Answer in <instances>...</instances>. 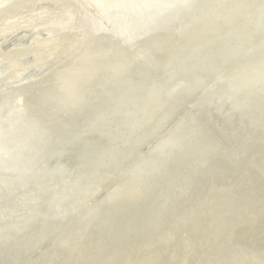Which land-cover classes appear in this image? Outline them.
Returning a JSON list of instances; mask_svg holds the SVG:
<instances>
[{"label": "bare ground", "instance_id": "1", "mask_svg": "<svg viewBox=\"0 0 264 264\" xmlns=\"http://www.w3.org/2000/svg\"><path fill=\"white\" fill-rule=\"evenodd\" d=\"M214 2L215 0H203L202 2H200L199 0H149L141 4L140 0V6L137 5L138 9L136 4H134V7H136V9H133L131 5L130 7H128L129 5L127 4V1V5L122 4L117 6L124 7V9L122 10L116 8L117 10H120L119 13L114 9L115 7L113 8L116 11H114L117 15L116 17H120L121 15L126 17L125 15L127 14V17L123 19L126 20L125 24L123 23L124 26L121 25L122 28L114 27V31H116L115 36L120 37L121 39L119 41H117L116 39V41H113L112 38H114V36L109 40L105 38L104 42L103 38L99 37L101 34L98 36L99 40L94 39L97 33L92 32H94L93 30H98V22H96V24L94 20L92 21L90 18L92 16H96L97 18L100 16V18H103L106 23L107 16L103 15V17L101 16V13L102 11L110 10L109 8H112L113 5L111 7H105L104 2H102L100 3L101 6H104L106 9L104 8L105 10L103 9L100 11V9H102L103 7L98 8L97 6V8H95V5H97L98 3V1L96 0H78V3H76L75 0H0V106H5L6 109L3 111L4 115L9 117H6L8 121L7 123L4 122L3 118L5 117L0 118L1 123L4 125L2 131L11 127V125L15 123L16 119L20 118L18 117L19 115H21V119L22 117L24 118L22 122L18 121L21 124L19 128L18 126H15L17 127L16 131H13L12 135L5 139L0 138V197L9 196L12 192L15 191L22 192L21 190L25 187L28 181L30 179H34V170L31 171V168H34L36 159L40 156L43 148L47 146L51 141L50 135L52 136L53 132L52 134H49L48 130L60 125L61 120H70L69 123H71L75 118L84 115L88 116L87 114H91L92 111H95V113H97L95 116L97 118V116L99 115L98 111L106 110L108 105L111 102H115V100L117 101L127 98V94L130 93V91L135 88L137 90L142 86V84L151 80L149 79V76H152L153 79L156 80L162 79L160 76L161 72H159V74L157 72L159 70V67L157 66L156 68V65L155 67L153 65L157 62L155 59L153 60V58L156 57L155 54L158 51L161 52L167 49L169 42L171 40L173 41V39L176 38L175 35H172L173 33L170 34V28L174 25V23V28H176L177 23L181 20L182 16L190 10L195 12H191L194 13L195 16L193 14L192 15L196 18L194 19L193 25H198L200 21L203 22L204 19L206 20L205 17H207V15L203 17L205 15L203 14L205 8H213V6L211 5ZM222 2L226 3L225 1H221V3ZM220 5L216 6L220 7ZM131 8L134 11L136 10V15H133V17L131 16V12L134 13V11H132ZM88 9L91 11V13L88 12ZM218 10L220 9L218 8ZM209 11L210 10H208V12ZM123 16L121 17L124 18ZM128 16H131L133 19L129 18ZM109 20H111V17ZM112 20L114 19L112 18ZM181 22H183V20ZM109 23L111 24V22ZM107 25L103 26L102 28H107L109 26ZM179 25L180 23L178 24V26ZM101 26H99L100 29ZM111 26H113V24ZM90 28L94 29L90 30ZM186 28L188 27H184V29L182 28V30L184 31ZM83 29H85V33L87 32L85 34V37L84 35H82L84 34ZM103 29H101V31ZM172 30L175 31V29ZM157 31L168 33L169 39L166 38V40H164L166 36L165 34L164 39H160L157 37L158 39L154 40ZM175 32L177 36L178 31ZM88 33L91 36L90 39ZM106 33L107 32H105V34ZM182 33L185 34L186 32ZM16 34L18 37L21 36V38L26 37L25 40H19L23 41L22 46L19 45L20 43L18 41L13 42L12 37ZM100 39L102 44H100ZM134 41H136L137 43L144 41V44H146L144 46L141 45L142 47L138 46L137 44V48L136 50H133V53L132 51L128 52L126 48L127 44ZM76 42L77 44L76 46L74 45L75 47L73 46V48L78 49L80 45L84 44L85 46L87 45L88 47H90V49L88 50V52H90L92 51L91 48L96 47L97 49L95 48L94 52L98 55L96 57H93L92 54L94 53L91 52L90 57L87 56L85 59H83V61H76L75 59L79 56L81 57L82 55L80 54L81 52H77L78 56L74 58L75 64L73 65V67H71L70 69V67H68L66 63L65 66H67V69L64 70L63 73L61 71H58L59 73H61V75L60 77H56L55 79L62 78L63 80H58L54 83L52 77L57 76L55 75L51 77L52 81L48 85L47 81L50 80V77H48V75L50 76L55 74L54 72H57V70L54 71L55 69H65L63 68L64 66L60 64L61 61L66 58L68 60L72 58L71 56H74L73 53V55L68 53L70 52L72 43L74 44ZM82 48L83 46L81 47V49H79L82 50ZM73 50L74 49H72V52ZM66 55L71 56L70 58H68ZM258 56H260V58L262 56L264 57V53L262 55L259 54ZM70 60H73V58ZM72 62L71 64L74 63ZM58 65L59 67H61L59 68ZM261 66V61H257L256 58H249L244 60L239 68L230 72L231 74H236V72L240 71L239 78H236L234 83L238 84V82H242V80H245L246 78V84L251 85V87L249 86L250 89L249 87H247L248 89L246 88L236 96V99L238 98V110H245V121L247 123H252L253 117L254 119H256V117L253 116L252 113L249 114V111L254 113H261L262 116L264 115L263 107L247 108V110L244 108L245 101L253 100L251 96L256 97V100L259 99V97L256 95V83H253V80L255 79L254 82L257 81L256 78H258L257 75L260 72ZM72 69L74 70L72 71ZM247 69L248 71H246ZM51 72L53 74H50ZM140 72H143L145 76L144 78H142V80L139 81L140 83H138V81H136V76ZM180 74L181 73H179L178 70L169 71L166 74V77L163 76L164 79L162 81V87L170 88V86L175 83L176 79L179 78L178 76ZM248 76L249 78H247ZM120 83H123L125 88L122 92L115 93L114 90L118 85H120ZM51 85H53L54 87H51ZM48 86L51 88H48ZM225 87L226 86L218 88V93L222 92ZM212 93L213 91L209 92L205 98L211 97L213 95ZM247 93H249V95ZM186 94L187 93L185 87H182L181 90H179L178 95L172 97L173 99H171L172 102L169 109L166 110L167 112L165 116L162 115L164 117L159 118L157 123L154 125V130L156 126L159 125V123L163 122L170 116H167V114H171L174 111L173 109L184 101ZM67 99L75 102H73L72 106L68 108H66V105H62L67 103ZM60 101L63 102L60 104ZM205 105H207L205 101L200 104L198 108V113L200 115L198 114L196 115V117H190L188 125L184 130L185 132H183V135L186 137H184L183 135L177 136L175 132L179 125L182 124L185 119L186 115H183L180 122L176 126H174V124L170 128L171 130L169 129L170 131L166 135L164 134L163 138L161 140H158V142L155 143V145L148 152H143L144 155L141 156L138 154L140 156L139 158L133 156L132 159H129V155L134 154V151L137 150L140 145L146 142L153 130H150L144 136L138 137L140 138V140H136L134 143L130 141L132 144H130L129 149H127L125 152L123 151L124 146L121 145L122 143L119 145H114L112 147V144H110L111 142H113L112 139L106 137L105 139L102 138L101 140V138H98L96 136V133L94 132L96 130V118L90 121L91 125L95 124L93 127H91L88 131L85 130L81 132L80 137L85 135L82 141L89 140L91 142L88 143L92 144L91 154L95 155L94 157H99L98 154H96V151L102 145H107L110 148H114V152L107 159L105 168H102L100 170L101 173H105V171L108 170L111 174L107 180L105 177L100 181V184L98 183L95 191L90 192L89 190L91 187H89L88 190L86 189L88 179L86 177H80L81 175L78 176L76 169L72 168L71 171H68L70 172L69 175H72V177H68L69 182L64 185L65 192L69 193L67 194L68 196H74L77 200L88 198L87 200H90L93 204H95L96 202H98L101 196H104L103 194H105L106 192V196L103 198V200L108 199V203L116 193L121 191V193H119L120 198L118 201L119 203H122L123 206H115L112 210H109V208L107 209V207L106 210H103L104 206H99V210L104 213L103 215H101L103 216L102 219H104V221L101 222L102 225H97V227L91 226L89 229L96 230L94 235L96 237H99L97 243H93L92 239H90L91 241L88 240L89 245H91L92 247L91 250H86L85 247L81 248L82 250H79V245H75L79 241H83L85 238L81 240L68 238L64 239V241L62 240L61 243L59 242L60 245L63 246L65 244L64 246L66 247V242L71 239L72 242L70 244V247L79 257L75 264H86L87 262L91 264L93 262H96V260H103L107 264H109V262L113 260L111 259L112 257H114L113 255L117 253L119 249H125V251L121 250L122 254H118L115 256H121L122 258H120L122 259V262H124V264L130 263V260L135 259L136 257L137 260L134 261V264H144V256L147 252H152V250L154 251V249L155 253L159 254V257L155 256L156 258L151 261L152 264H172L177 254L178 256L179 254H182V258L178 259V264H188L190 260H192L190 264H207L209 262H213L214 264H238L236 262L238 255L241 256L242 260L245 261V263L264 264V256L260 259L255 257L256 255L253 256L250 254L249 256L247 254L248 252H241L239 251L241 247H238L242 244V240L246 239V237L251 232L250 229L255 222L252 220L254 216H251L255 213L256 210H264V162L263 164L259 163L260 160L264 161L263 156L258 154L260 157H262L259 158L258 161L252 158L254 154H249L251 155L252 159L247 158V161L244 162V166L246 165V169L242 174L243 178L241 180H245L247 191L238 197H232L233 194L230 192V190L226 191L227 189L225 188L228 185L226 182L227 178H224V181H226L223 185V190L221 191L209 188L210 186H208V188L203 187L202 189L204 191L193 189L187 192H178L171 190L170 188L177 186V184L179 185L180 182L183 183L184 180L186 181L188 172L185 169L181 168L184 166H179L176 170L168 168L169 172H167L161 179V172L154 169L153 167H150L151 165L153 166L156 161L163 162L165 159H172L174 157L177 158L179 156L187 158L186 161H183L184 164H191V162L195 159H198L200 155L207 154V148H209V152L216 153V155L219 156L218 161L215 163L216 167L223 170V175H226V177L230 178L235 174L237 165H239L241 161H243L249 147L257 142L261 144V147L262 145L264 146V135H261L258 136L259 138L257 137L256 140L249 139L247 143L244 144L242 151L237 155L235 164H229L228 158L226 160H221L223 158V155H227L225 152H221L219 148L223 145L222 150L224 151L227 150L226 148L231 147L230 145H233L232 143L235 139L234 136L237 137L242 128H240L238 132L236 131L233 134L231 133L228 135L229 132L225 130V127L231 122L232 114H225L223 115V118L222 116H220L219 120H223V122L219 123L217 119H214L212 117L211 113L204 112ZM220 110L221 108L217 107L216 113L220 112ZM177 115L179 114L177 113ZM200 116L202 117L199 118ZM25 118L28 121L25 120ZM198 118L200 120H198ZM213 120L217 124L214 123ZM226 120L227 122L224 124V121ZM195 125L196 128H194ZM66 129L67 127H63L61 129V133H63V131ZM193 132L194 140L189 141V138L191 137V134H193ZM114 137L117 138V136H113V138ZM182 137V141H179L178 139H181ZM90 138L92 139L90 140ZM235 142L237 141L235 140ZM260 150L264 152V148H261ZM256 151H258V148L256 149ZM263 152L260 154L264 155ZM257 156L255 155V157ZM127 158L133 161L126 162L125 160ZM66 159L64 160L65 163L63 169L67 168L66 164H68V161H66ZM69 160H73V158L69 157ZM133 162H136L133 166L132 172L135 175V180H133L132 182H128L124 177L126 175L125 173L128 170V167L132 165ZM47 168L50 169L51 166L48 165L45 168V172L49 170ZM152 168L154 170H152ZM149 173L154 174L153 177L156 174L160 175L156 178H145V175L147 176ZM259 173L262 175L260 176ZM43 176L50 177L49 174H45ZM136 178H138V180ZM192 178L194 179V176ZM198 179L199 178H197L196 180ZM116 182L117 184L115 185ZM206 182L208 183V180ZM45 186L48 187V184H46ZM45 186L43 188H45ZM35 188L31 190H33L34 192L36 191ZM75 188H77V190H74ZM100 188L101 191L103 190V194L101 195L100 191L99 195L101 196L97 195L94 197V193ZM109 189L111 190L109 191ZM159 190L162 191L161 196H157L159 199L157 201L158 204L155 207H152L150 204L157 199V197L155 198V194L157 193V191L159 193ZM29 192L31 193V191ZM39 192H41V189L39 190ZM34 195L37 194L29 195L30 197L28 201L35 200ZM38 195H40L41 198L44 196H49V194H47V191ZM122 195L125 197V199H121ZM167 195L168 198L166 197ZM221 196L227 198L231 196L232 199H221L220 201ZM165 198H167V201L164 203L162 202L163 204L160 203L163 200L165 201ZM190 200H196V207H190L187 205L188 201ZM101 203L102 204L99 203V205H104L102 201ZM201 204H207V206H217L219 204L218 208L221 214L220 212L210 210L205 211V213H202L200 215L199 209ZM92 208L93 207L91 206V209ZM45 210L46 207L41 209V207L38 206L35 208L31 206L23 216V221H21L24 224L23 229L22 227L17 226L11 227L10 229L12 230H9L10 232L8 234H3V230L1 229L0 255L3 253L9 254V252H12V255H20V251L17 252L15 250V252L8 246H1L8 241H16L17 243L23 241L22 243H24V241L29 240V242H31L32 239L35 244L37 243L38 236L40 234H38V228L40 226L36 224H38L41 220L39 218H36L37 216H35V214L43 215L45 213H43V211ZM78 210L80 216V219L78 220H82V222L80 223L79 221H76L74 219V222L69 221L66 224V227H69L71 224H74L76 227H80L83 224L81 226V229L84 230V219L90 217L92 213L91 210L85 211L83 210V208H79ZM227 210L229 213H232L230 219H228V214L226 215ZM130 211L131 213H138L139 215L137 214L135 216H132L130 213H128ZM261 211H258V213ZM116 214H121V217L117 220H114ZM126 218H129L130 220L126 221ZM31 219L35 220L36 227H34V229L32 228L30 230H27L26 227L30 226L29 221ZM120 219H124L125 222L120 223ZM114 222H116V224ZM238 222L247 223V229L238 232L236 236L234 235L235 237L233 236L234 238L231 241L230 239L233 233L234 226ZM254 229H259L256 231L258 233H264V223L261 226L258 225ZM25 230L27 231L26 238L21 235L23 233L22 231ZM1 235L3 239L1 238ZM59 237L58 240L60 239ZM103 237H106V242H104L105 239ZM3 240L5 241L4 243ZM58 240L56 245L58 244ZM11 242L8 243L12 244ZM103 244L107 245L103 246ZM5 248L7 249L5 250ZM55 248L57 251H61L63 253L69 252V250L67 251V248ZM114 248H116L117 250H114ZM259 249L262 250L261 246ZM29 251L30 250H28V252ZM83 251L84 253L83 255H81ZM95 251H97V253H95ZM37 253L38 255L40 254V252L38 251ZM222 255L224 258L222 257ZM164 258L166 259V261L164 260ZM35 260L37 259H29L27 263H33ZM114 261L116 262V260ZM110 264H112V262H110ZM131 264L133 263L131 262Z\"/></svg>", "mask_w": 264, "mask_h": 264}, {"label": "rangeland", "instance_id": "2", "mask_svg": "<svg viewBox=\"0 0 264 264\" xmlns=\"http://www.w3.org/2000/svg\"><path fill=\"white\" fill-rule=\"evenodd\" d=\"M75 1H76V3H78V0H75ZM96 1H98L99 4L97 3V5H95L96 7L94 6L95 8H97V6H98V8L103 7L102 9H100V11L103 10L105 7H108V6L111 7L113 5L112 8H109L110 10L107 9L108 11H102L103 14L101 13V16H103V15L107 16V22L108 23L111 22V24L110 23L108 24L107 22L105 23V20L103 18H100V16L98 18L96 16H92L90 18L92 21L94 20L95 23L98 22L99 26L102 25L101 29H103L102 28L103 26H106L107 24L109 25V26L107 25L108 26L107 28L104 27V29H103L104 31L102 30L103 33H102V31H101V29L97 23L96 24H97L98 30H93L94 28H92V29L90 28V30L94 31L92 33H97L96 34L97 37L100 34L104 35L105 32H107L106 34L108 36L106 34L104 36L103 35L99 36L100 38L101 37L103 38L104 42H105V38L109 40L116 35V31H114V27L115 28H122V26H124V24H125L126 20H123V19H125L127 17V14L125 15L126 17L121 15L124 17V18H122L121 16L116 17L117 15L115 13L116 12L115 10H117L116 8H119L122 10V9H124V7H117V6L122 5V4H126L127 1H128L127 4L129 5L128 7H130V5H131L133 7V9H136V7H134L135 6L134 4H136V6L137 5L140 6V0H133V1L132 0H125V1L117 0V2H116V0H96ZM131 1H132V3H131ZM142 1L146 2L149 0H141V4L143 3ZM199 1L202 2L203 0H199ZM221 1H225L226 3H224V2L221 3ZM102 2H104L105 7L101 6L100 3H102ZM220 4H222V5H220ZM216 5L217 6L220 5V7H217ZM138 6H137V9H138ZM211 6H213L214 9L207 7V8H205L206 11L205 10L203 11V14H205L203 17H205L206 15H207V17H205L206 20L204 19L203 22L200 21V23H199L200 26H199V24L193 25L194 19H196L194 17L195 12L190 10V11L186 12L187 15L184 14L185 16L183 15L184 17L182 16L181 20L177 23V26L179 23H180V25L182 24L181 26L179 25L178 27L176 26V28H174L175 27V23H174V25L172 26L173 28L172 27L170 28V31H171L170 34L173 33L172 35L173 36L175 35L176 38H174L173 41L171 40L169 42L167 49H165L164 51H161V52L158 51L155 54L156 57L153 58V60L155 59L157 61V62L154 61V62H156V64H153V65H154V67L156 65V68H157V66L159 67V70L157 72H158V74H159V72H161L160 76L162 79L156 80V79H153L152 76L151 77L149 76V79H151V80L142 84V86L139 87L137 90L135 88L132 91H130V93L127 94L128 95L127 98L117 100V101L115 100V102H111L108 105L106 110L98 111L99 115L97 116V118L95 117L97 113H95V111H92L91 114L90 113L87 114L88 116H86V115L79 116V117L75 118L73 120V122H71V123H69L70 120H64V121L61 120L60 125H58L59 128H58V126H55V127L48 130L49 134H52V132H53V134H52V136L50 135V139H51L50 143H48V145L43 148L40 156L36 159L37 162L35 161V163H34V168L36 170L34 168H31V171L34 170L33 171V174H35L34 179H30L28 181V183L25 185V187L21 190L22 192L15 191V192H12L9 196L0 197V230L1 229L3 230V232H2L3 234L4 233L8 234L12 230V229H10L11 227L17 226V227H22V229H23L24 224L21 221H23L22 220L23 216L25 215V213L28 211V209L31 206H33V208L38 206V207H41V209L46 207V210L43 211V213L45 212L43 215L42 214L41 215L35 214V216H37L36 218H39L41 220L38 224H36V225L40 226L38 228L39 229L38 234L40 233L38 236V240H37L38 242L35 244L32 239H31V242H29L30 241L29 240V241H24V243H22L23 241L19 242V243H17L16 241H14V242L8 241V242L12 243V244H10L8 242L4 243L5 241L3 240L4 244H2L1 246L5 245L6 247L8 246V247L12 248V250H14V251L15 250L17 252L20 251V255H17V254H15L16 256L14 254L12 255V252L11 253L9 252V254L3 253L4 256H3V254H1L2 256L0 255V262H1L0 264H26L29 259L33 260V258L37 259V260H35L33 263H27V264H71V263L75 264V262L79 259V257L74 253V251L70 247V244L72 242L71 239H69L66 242V244H67L66 247L64 246L65 244L62 246L59 244V242L61 243L62 240L64 241V239H68V238H75L78 240L85 238L83 241H79L75 245L76 246L79 245V247H80L79 250L81 248H84V247L86 248V250H88V249L91 250L92 247H91V245H89L88 240L92 239L93 243H97L98 242L97 240L99 237H96L94 235L96 230H94V229L89 230V229L91 226L97 227V225H102L101 222L104 221V219H102L103 216H101L104 213H102V211L99 210L100 209L99 206L100 207L104 206L103 210H106V207H107V209L109 208V210H112L115 206L120 205V207H121V206H123V204L119 203V201H118L120 198L119 193H121V191L116 193L115 196H113L112 199L107 203L108 199L103 200V198L106 196L107 192L105 194H103V190L101 191V188L98 189V191H96L93 196L94 197L97 195L101 196L102 194L104 196H101L99 198L98 202H96L95 204H93L90 200H87L88 198L83 199V200H77L74 196H68L67 194H69V193L65 192V189H64L65 188L64 185L67 182H69L68 177H70V178L72 177V175L71 176L69 175L70 172H68V171L69 170L71 171L72 168L76 169L78 176L81 175L80 177H82V178L86 177L88 179V184L86 185V189L88 190V188L91 187L89 191L90 192L95 191L96 187L98 186V183L100 184V181L103 180L105 177L107 180L111 174L110 171H108V170H106L105 173L104 172L101 173L100 170L102 168H105L106 163H107V159L114 152V148H112L114 145H119L122 143L121 145L124 146L123 151L125 152L127 149H129L130 144L134 143L136 140H140V138H138V137L144 136L150 130H153L150 134V137L146 140V142L143 143L142 145H140L138 147V149L134 151V154L129 155V159H132L133 156L139 158L141 155H144L143 152L144 153L146 151L148 152L155 145V143L158 142V140H161L163 138V135L164 134L166 135L171 130L170 128L174 124H175L174 126H176L180 122L183 115H186L183 123L180 124L179 127L175 131L177 136L183 135L184 134L183 132H185L184 130L186 129V127L188 125L190 117H192V116L196 117V115L199 114L198 108L203 101H205L207 103V105L204 106V112L211 113L212 117L214 119H217L219 121V123L223 122V120H219L220 116H222V118H223V115H225V114H232L231 122L225 127V130L227 132H229L228 135L231 133L233 134L236 131L238 132V130L240 128H242L239 135L237 137L234 136L235 139H234V142L232 143L233 145H230L231 147L226 148L227 150H224V151L222 150L223 145L219 148V150L221 152H225L227 155V156L223 155V158L221 160H226L228 158L229 164H231V163L235 164L236 159H237V155H238V153H240L242 151L244 144L247 143V141L249 139H252V140L255 139L256 140L258 136L264 135V117H263L264 115L262 116L261 113H254V112L249 111V114L252 113L253 116L256 117V119H254V117L252 118V123H253L252 124V123H247L245 121V114H244L245 110L243 108H242L243 110H240V109L238 110V101H237L238 98L236 99V96L239 95V93L241 91L245 90L247 87H249V86L251 87V85L246 84V78H245V80H242V82H238V84L234 83L236 78H239L240 71L236 72V74L230 73L232 70H236L237 68H239L240 65H242V62H244V60H246V59L256 58L257 61L258 60L261 61L262 66L260 68L259 74L257 75L258 76V78H256L257 81L254 82L255 79L253 80V83H256V92L259 93V94L256 93V95L259 97V99L256 100V97H253L250 95L253 98V100H255V101H253V100L245 101L244 108L246 110H247V108H258V107L264 108V90H263L264 89V63H263L264 57L262 56L261 57L262 59H261L260 56H258L259 54L262 55L264 53V0H215V2ZM199 7H200V5H199ZM218 8L220 10H218ZM111 9H113V10H111ZM133 9L131 8L132 11H134ZM215 9H217V10H215ZM208 10H210V11L208 12ZM119 11L120 10H117L118 13H119ZM135 11H134V13L131 12L132 17H133V15L134 16L136 15ZM88 12L91 13V11L89 9H88ZM104 12H105V14H104ZM107 12H109L110 14ZM112 12H113V14H112ZM191 12H194V13H191ZM125 13H126V11H125ZM188 13L189 14L191 13L190 16ZM208 13H209V16H208ZM210 13H212V14H210ZM114 14H115V16H114ZM109 16L111 17V20L113 18L114 20L116 19L117 21L115 20V23H114V20H112L113 21L112 22L111 20H109L110 19ZM131 16L130 17L128 16V17L133 19ZM185 17H186V19H185ZM120 19L123 21H121ZM97 20H100V21H97ZM182 20L185 23L181 22ZM190 20H192L193 22ZM99 22H101V23H99ZM118 22H119V24H118ZM112 24H113V26H111ZM118 25H120V26H118ZM182 26L188 27V28H186L187 30L185 29L183 31L182 28L184 29V27H182ZM191 27H193V28H191ZM105 29H106V31H105ZM172 29H175V31H178L177 36H176V32ZM84 30L85 29H83V31ZM192 30H193V32H192ZM95 31H97V32H95ZM162 31H164V30H162ZM162 31H160V32L157 31V34L158 33L159 34L155 35L156 37L154 40H157L158 38L164 39L165 34H166V36H165L164 40H166V38H168L169 34L164 33L166 31H164V32H162ZM180 31L186 32L185 33L186 35ZM86 33L84 31V34H82V35H84V37H85ZM108 33H110V34H108ZM89 36H90V34H89ZM95 37H94V39L99 40V37L98 38L97 37L95 38ZM116 37L117 36L112 38L113 41L115 39L117 41H119L121 39L120 37H117V38ZM12 38H13V42L18 41L20 43L19 45H21V46H22L23 41H19V40H25L26 39V37H24V38L23 37L21 38V36L18 37L17 34L14 35ZM18 38H21V39H18ZM90 38H91V36L89 37V39ZM81 40H82V38H81ZM136 41L130 42L129 44H127L126 48H127L128 52L132 51V53H133L134 52L133 50L134 49L136 50V48H137V44H138V46H141V45L144 46L146 44V43L144 44L145 40L142 42H139V43H137ZM174 42H176V43H174ZM76 44H77V42L74 44L72 43L71 48L74 50L72 52V49L70 48L71 53L70 52L68 53L71 55L74 54V56L70 55L73 58V60H70L72 58H70L69 55H66L70 59L67 60V58L65 57L66 59L62 60L64 62L61 61V63H60L62 66H64L63 68H65V69H63V70H62V68L61 69H55L54 71L57 70V72H54L55 74H53L51 72L50 74H53V75H50V76L48 75V77H50L49 78L50 80L47 81L48 85L51 83L52 79H53L54 83H55V81H58V80L62 81L63 80L62 78H57V79H55V78L60 77L61 73H59V72L61 71L63 73L64 70L67 69V66L70 67V69H71V67H73V65L75 64L74 58L76 56H78L79 52H81L80 54H82V55H81V57L80 56L77 57L75 59L76 61L77 60L83 61V59H85L87 56L90 57L91 52L94 53V54H92L93 57H96L98 55L97 53L94 52L96 47L91 48L92 51L88 52L90 47H88L87 45L85 46L83 44V45H80V47H78V49H75V48H73V46L74 45L76 46ZM100 44H102L101 39H100ZM96 45H98V44H96ZM77 46H79V45H77ZM82 46H83V48H82V50H80ZM97 47H99V46H97ZM75 52L76 53L78 52V53L76 54ZM158 53H160V54H158ZM169 55H171V56H169ZM65 60H67V61H65ZM71 62L73 64H71ZM66 63H67V66H65ZM69 63H70V65H69ZM59 65H58V67H59ZM160 68H161V70H160ZM74 69H72V71ZM172 70H178V72L181 73L178 76L179 78L176 79L175 83H173L170 86V88L162 87V81H163L164 77H166V74ZM246 71H248V69ZM55 75H57V76H55ZM52 76H55V77H52ZM144 76L145 75L143 72L138 73V75L136 76V78H137L136 81H138V83H140L139 81L142 80V78H144ZM51 77H52V79H51ZM247 78H249V76ZM187 82H189V83H187ZM122 85H123V83H120V85H118L119 87L117 86L115 88L114 92L115 93L122 92L125 88V86L124 85L122 86ZM52 86L53 85H51V87ZM223 86H226L225 89L222 90V92L218 93L219 92L218 88H222ZM51 87L48 86V88H51ZM60 87H61V85H60ZM182 87H185V90L187 93L184 101L181 102L177 107H175L173 109L174 111L172 110L173 112L171 114L170 113L167 114V116L168 115H170V116L165 119L166 121L164 120L163 122L159 123V125H157L155 130H154V125L157 123L159 118L165 116V114L167 112L166 110L169 109L171 102H172L171 99H173L172 97L178 95V92H179V90H181ZM250 87H249V89H250ZM212 91H213V93H212L213 95L209 98H205L206 95ZM247 94L249 95V93H247ZM73 97H74V95H73ZM181 98H183V97H181ZM62 102L60 101V104ZM66 102H65L66 104H62V105L63 106L66 105V108H68V107L72 106L74 101H70L69 99H67ZM112 105H113V107H112ZM1 107H3V108H1ZM217 107L221 108L220 112H218V113H216ZM5 109H6L5 106H0V118L5 117L3 119H4V122L7 123L8 121H7L6 117L7 118H9V117L4 115L3 111ZM239 111H240V113H239ZM177 113L179 115H177ZM162 115H164V116H162ZM18 117H20V118L16 119V121H15L16 124L14 123L13 125H11V127L7 128L4 131H2L4 125L0 121V132H1L0 138L5 139V138L9 137L10 135H12L13 131H16L17 127H15V126H18V128H19V126L21 124L19 122H22V120L24 118L22 117V119H21V115H19ZM201 117L202 116H200L199 118H201ZM94 118H96V125L94 124L95 128H96V130L94 131L96 133V136L98 138H101V140H102V138L105 139L106 137L113 140V142L110 143V144H112L111 148L108 147L107 145H102L96 151V154H98L99 157H94L95 155L91 154V149H92L91 145L92 144H90L91 142L89 140L82 141V139L85 137V135L80 137V134L82 131H85V130L88 131L91 127L94 126V125L90 124V121H92ZM199 118H198V120H200ZM25 120H27V119L25 118ZM210 120H212V119H210ZM213 122L216 123L214 120H213ZM226 122H227V120L224 121V124ZM89 124H90V126H89ZM63 127H67L66 130H68V129L69 130L68 131L64 130L65 133H64V131H63V133H61L62 132L61 129ZM54 128H55V130H54ZM56 128H57V132H56ZM73 128H75V129H73ZM194 128H196V125ZM255 133H257V134H255ZM60 135H62V136H60ZM193 135H194V132H193V134H191L189 141L194 140ZM113 136H117V138L116 137L113 138ZM184 137H186V136H184ZM91 139L92 138H90V140ZM182 139H183V137L181 139H178V140L182 141ZM235 140L237 142H235ZM130 141H132V143ZM88 142H90V143H88ZM106 142H109V141H106ZM104 144H107V143H104ZM256 147L258 148V151H256V149H257ZM261 148L263 149L264 146L262 145V147H261V144H259V142L255 143L251 147H249L243 161H241V163L239 165H237V167H236L237 170L235 169L236 170L235 174H237V175L234 174L230 178L226 177V175H223V170L216 167L215 163L218 161L219 156H217L216 153L209 152V148H207V151H208L207 154L200 155L199 158L192 161L191 164H184L183 161H186L187 158L186 157L184 158L182 156H179L177 158L174 157L172 159H165L163 162L162 161H156V163L153 164V166L151 165L150 167H153L154 169L159 170L161 172V175L156 174L153 177L154 174L149 173L147 176L145 175V178H156L157 176L160 175V179H161L167 172H169V169L176 170L179 166L183 165L184 167H181V168L185 169L188 172L187 177H186V181L184 180L185 183L180 182L179 185L177 184V186L170 188L171 190L178 191V192H187V191H190L193 189L204 191L202 189L203 187L208 188V186H210L209 188H213L214 190L221 191V190H223V185L225 184V181L227 180L226 182L228 185L226 184L227 185L225 188V189H227L226 191L230 190V192L233 194L232 197L233 196L238 197L247 191L245 180L244 181H242V180L238 181L239 177L243 174V172L246 169L245 168L246 165L244 166V162L247 161V158L248 159L254 158V159L259 161V158H262L259 155L264 157V155L260 154L263 152L262 150H260ZM254 151H256V152H254ZM260 151H262V152H260ZM249 154H251V155L254 154V155L251 158V155H249ZM44 155H45V157H44ZM255 155L256 156L258 155V156L255 157ZM69 157L73 158V160H69ZM65 159H66V161H68V164H66L67 168L63 169ZM129 159L127 158L125 161L126 162L133 161V160H129ZM263 162L264 161L260 160L259 163L263 164ZM135 163L136 162H133V164L128 167V170L125 173L126 175L124 178L128 182H132L133 180H135V175L132 173L133 172V166ZM48 165H50L51 168L50 169L47 168L49 170L45 172V168ZM68 167H71V168H68ZM153 168H152V170H154ZM65 171L67 172V174ZM151 172H153V171H151ZM45 174H49L50 177L49 176L44 177L43 175H45ZM259 175L261 176L262 174L259 173ZM193 176H194V179L192 178ZM197 178H199V179L196 180ZM224 178L225 179L227 178V179L224 181ZM136 179L138 180V178H136ZM207 180H208V183L206 182ZM46 184H48L49 188L47 186H45ZM116 184H117V182L115 183V185ZM44 186H45V188L46 187L48 188V189L46 188V191H47V194H49V196H44L41 198L40 195H38V194L46 192L45 188H43ZM151 187H149V188H151ZM34 188L36 189V191L38 193L36 191L33 192V190H31ZM40 189H41V192H39ZM111 189H109V191ZM74 190H77V188H75ZM29 191H31V193ZM100 191H101V193H100L101 195H99ZM161 191L162 190H159V193L157 191V193L155 194V198L157 196L158 197L161 196ZM31 194H37V195H34L35 200H33V201L29 200L28 201V199L30 197L29 195H31ZM158 197L154 202H152L150 204L152 207H155L158 204L157 203V201L159 200ZM166 197L168 198V195ZM232 197L229 196L227 198V197L221 196L220 201H221V199L231 200ZM167 198H165L166 199L165 201L163 200L160 203L166 202ZM121 199H125V197L122 195ZM101 201L104 203V205H99V203L102 204ZM219 204H221V203H219ZM90 205L94 209L93 208L91 209ZM187 205L190 207H196V200L188 201ZM218 205L217 206H211V205L207 206V204H201L200 209H199V213L201 215L202 213H205V211H210V210L220 212ZM79 208L80 209L83 208V210H85V211L91 210V213H92V215L90 217L84 219V228L85 229L84 230L81 229V226L83 224L80 227H76L74 224H71L69 227H66V224L69 221L74 222V219L76 221H79L80 223L82 222V220H78V219H80V216L78 213ZM96 210H98V211H96ZM258 211H261V210H258ZM258 211L256 210L255 213L251 216V217L254 216V218H252V220L255 222L252 225V228L250 229V231H251L250 234L246 237V239L242 240L243 245L241 244L238 247L239 248L241 247L239 249V251L246 252V253L248 252L247 254L249 256H250V254L253 256L256 255L255 257L260 259V258H263V256H264V241H263L264 240V236H263L264 233H258L256 231L259 229H254V228L257 227L258 225L261 226L264 223V210L259 212V213H258ZM128 213H130L132 216H135L138 214V213L137 214L131 213V211ZM55 214H56V216H55ZM220 214H221V212H220ZM52 215H54V216H52ZM226 215L228 216V219H230V217L232 216V213H229L227 210ZM50 216H52V217H50ZM162 216H163V214H162ZM120 217H121V214H116L114 220H117ZM129 220H130L129 218H126V221H129ZM259 220H260V223H259ZM29 222H30V226L26 227V229L27 230H30L32 228L34 229V227H36L35 220L31 219ZM119 222L121 223V222H125V221H124V219H120ZM114 223L116 224V222H114ZM247 226H248L247 223L238 222L234 226L233 233H232L230 240L232 241V239L238 234V232L246 230ZM22 232H21L22 233L21 235L24 236V238H26L27 231L25 230ZM54 234L57 236H55ZM56 237H57V239H56ZM58 237L60 238L59 240H58ZM1 238H2V235H1ZM103 238L105 239L104 242H106V237H103ZM57 240H58V244L56 245ZM245 241H246V243H245ZM26 242H29V243H26ZM106 245L107 244H103V246H106ZM258 246H259V248L261 246L262 250L259 249ZM55 247L63 248V249L67 248V251L69 250L70 253L69 252L63 253L61 251H57ZM68 247H70V248H68ZM18 248H20V249H18ZM125 248H127V247H125ZM6 249L7 248H5V250ZM38 249H40V250H38ZM21 250H23V251H21ZM28 250H30V251L28 252ZM114 250H117V249L114 248ZM121 250L125 251V249L124 250L121 249ZM121 250L119 249V251L113 255L114 257L111 258V259H113L112 261H110V262H112V264H115L116 262H117L116 264H122V263L124 264V262H122L121 256H115L118 254H122ZM37 251L40 252L39 255H38ZM71 252H73V253H71ZM149 252H147L148 254L146 253V255L143 258L144 264H152L151 261H153L154 258H156L155 256L159 257V254L155 253V249H154V251L152 250V252H150V253ZM252 252L255 254H253ZM83 253H84V251L81 253V255H83ZM89 253H90V251H89ZM95 253H97V251H95ZM135 253H133V254H135ZM261 253H263V254H261ZM6 254H7V256H6ZM81 255H79V256H81ZM32 256H33V258H32ZM222 257H223V255H222ZM136 258L131 259L130 263H127V264H131V262L134 264L135 263L134 261L137 260ZM180 258H182V254H179V256L177 254L172 264H178V261H179L178 259H180ZM114 260H116V262ZM164 260L166 261L165 258H164ZM191 261L192 260H190L188 262V264H190ZM110 262H109V264H110ZM236 262L238 264H250V263H245V261H243L241 256H239V255L236 259ZM94 263L95 264H107L103 260H101V261L96 260V262H93L91 264H94ZM86 264H89V263L87 262ZM207 264H214V263L209 262Z\"/></svg>", "mask_w": 264, "mask_h": 264}, {"label": "flooded vegetation", "instance_id": "3", "mask_svg": "<svg viewBox=\"0 0 264 264\" xmlns=\"http://www.w3.org/2000/svg\"><path fill=\"white\" fill-rule=\"evenodd\" d=\"M245 175V174H244ZM243 175H241V177L239 178V180L238 181H240L243 177H242Z\"/></svg>", "mask_w": 264, "mask_h": 264}]
</instances>
